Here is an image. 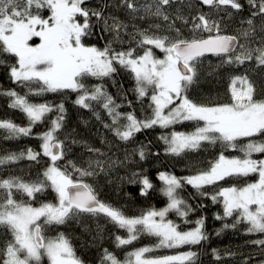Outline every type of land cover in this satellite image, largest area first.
Wrapping results in <instances>:
<instances>
[{
    "label": "snow or ice",
    "instance_id": "1",
    "mask_svg": "<svg viewBox=\"0 0 264 264\" xmlns=\"http://www.w3.org/2000/svg\"><path fill=\"white\" fill-rule=\"evenodd\" d=\"M86 2L0 0V57H3L0 65H7L9 81L28 89L24 95L15 89L0 90V96L8 98V108L20 111L27 119L26 126L0 119L2 138L33 137V129L47 122V129L34 135L39 141L37 148L26 147L19 153L0 156V166H11L25 159L40 165L46 158L42 175L38 172L35 180L0 178V232L3 233L0 264H42L45 257L48 264H82L63 233L50 238L46 229L71 221L84 224L93 219H103L126 232V236H115L118 249L145 235L157 241L152 247L126 252L123 261L113 251L103 248L98 264H199L198 253L192 250L164 256L146 255L156 249L200 246L209 239L204 230V217L196 219L195 227L189 230H181L179 224L167 219L170 212H175L185 224L190 223L187 218L196 208L177 191L185 185L208 197L213 204L221 205L222 214L216 213L215 220L232 218V223L225 222L216 235L241 224L245 226V235L259 234L260 238L246 242L254 251L243 256L241 264H253V260L264 264V159L252 158L253 153L264 154V99L254 98L253 84L247 76L230 78L223 102H197L190 98V90L199 84L203 59L208 54L219 58L221 66H240L254 61L257 69L264 70V0L244 3L198 0L199 10L187 15L186 10L193 5L186 0H102L97 9L85 7ZM204 6L208 7L207 12L203 11ZM109 9L125 13L129 23ZM45 10L46 16L42 14ZM237 17L238 35L224 34L225 27ZM136 20L152 22L147 27H139ZM162 31L167 34H160ZM97 32L101 39L105 33L110 37L105 39L104 46L86 45L85 38ZM155 50L163 53V58H158ZM121 70L134 81L130 89L115 79ZM89 78L98 82L89 86ZM105 78L117 88L120 102L108 92ZM68 90L76 93L74 105L91 111L113 136L112 141L101 139L106 151L82 142L88 155L86 159L80 158V166L72 160L61 163L70 148L65 140L58 138L65 123L64 103H33L28 98L45 93L64 94ZM129 92L141 105L147 100L150 115L138 119L134 110L120 111L124 102L133 108ZM99 109L107 114L110 122L104 121ZM52 112L56 115L48 121V114ZM184 122H194V131L172 130L158 137L166 146V154L179 157L205 145H220L225 150L237 149L239 145L243 158H229L221 151L206 167L194 169L193 174L178 178L160 172V194L167 197L166 207L150 208L136 216H128L121 208L101 201L95 188L84 182L85 177L111 175L137 154L144 160L147 146L143 144L131 152L126 150L123 160L113 158V148L118 151L123 144L127 149L137 133L156 127L169 129ZM72 143L81 142L73 139ZM74 174H78L77 179L73 178ZM251 174H256L258 179L242 187L219 186L221 181ZM129 182L141 186V196L154 187L142 173L134 172ZM205 186L218 190L208 192ZM47 189L55 193V203L35 207L29 202ZM225 255L231 257L235 253L226 250ZM212 256L216 261L222 259L215 248Z\"/></svg>",
    "mask_w": 264,
    "mask_h": 264
},
{
    "label": "trees",
    "instance_id": "2",
    "mask_svg": "<svg viewBox=\"0 0 264 264\" xmlns=\"http://www.w3.org/2000/svg\"><path fill=\"white\" fill-rule=\"evenodd\" d=\"M242 3L245 0H241ZM186 3H191L192 8L187 9L185 14L189 12L198 11V0H186ZM102 4V0H87L85 7L89 9H97ZM114 11L115 14L123 20L125 23H129V18L125 13L118 10L109 9ZM203 11L207 12L208 7L204 6ZM47 15V10L42 13ZM108 13L106 12L105 15ZM246 15V13L244 14ZM227 19V17H225ZM151 20L140 21L136 20V24L139 27H147ZM259 23V21H257ZM180 26V23H177ZM239 17L234 22L229 23L224 30V34L238 35ZM131 31V28H130ZM160 34H167L161 32ZM188 35L185 30L184 33ZM110 37L104 34V39H101L100 33L85 38L84 43L86 45H96L97 47H103L105 39ZM127 40V36H125ZM243 42V41H241ZM135 45H133L134 47ZM119 50V45H116ZM125 48L128 47L126 43ZM157 56H161L162 53L159 50H155ZM3 59V57H0ZM14 62V59L9 63ZM201 76L199 84L194 86L190 90V98L197 102H207L208 100L223 102L226 99V93L228 92V85L230 78L233 76H247L254 88V98L257 100L264 99V70L257 69L254 61L246 62L244 65H223L220 64V59L211 54L206 55L203 59V63L200 69ZM118 84H122L125 89H130L133 86L132 81L128 73L121 70L116 76ZM89 86L98 81L95 78H89ZM105 84L110 94L117 98V102H120L117 88L113 86L112 81L105 78ZM33 88L37 85H33ZM15 89L21 95L28 92L27 88H21L13 84L7 78V65H0V90ZM29 100L33 103L48 102L53 105H58L61 102L65 107V123L64 127L59 131L58 138L65 140V143L70 145L69 151L66 154V160L61 162L65 163L67 160H72L77 166L81 164V157H87L88 153L83 146L82 142H87L95 147H102L103 150H107L101 145V139L106 138L109 141L113 140L111 133L107 132L100 121L96 119L93 113L89 110L82 109L79 106L74 105L73 101L76 99V93L70 90L64 94L60 93H45L42 96L29 95ZM128 98L133 101V108L125 106L120 109L122 112H132L138 119H144L145 116L151 114V110L147 107V100L141 105L137 102L131 92L128 93ZM230 99V93L227 96ZM8 98L0 96V119H10L14 123L20 126L27 125V119L23 113L16 109L8 108ZM100 114L105 122L108 120L107 114L99 109ZM56 113L52 112L48 114V121L55 117ZM194 122H184L183 124H177L169 129H161L159 127L146 129L136 134L134 141L127 146V149L123 144L119 146V150L113 148L115 152L114 159H124L125 151L131 152L137 145H146V157L144 160H140L139 155L132 157L125 167L118 168L112 172L111 175L105 176L103 174L97 177H85L83 178L85 183L91 184L98 193V198L114 207L121 208L128 216H136L141 212L150 208H161L167 204V197L160 194V188L162 182L158 179L160 172H166L179 177H184L193 174L194 169L206 167L209 161L218 157L221 151L229 157L243 158V153L239 151V145L237 149H223L220 145H205L196 152H191L182 156H173L165 153V145L163 141L158 137L161 134L168 133L172 130L178 132H191L194 131ZM47 129V122L38 125L33 129V134L45 131ZM3 130H0V156L6 155L10 152L19 153L26 147L37 148L39 141L33 137H22L18 140H4ZM67 137V139H65ZM75 139L81 143H72ZM242 143H246V140H242ZM158 153V155H156ZM253 159H264V154L253 153ZM46 165V158L43 159L40 165H36L34 162H29L26 159L15 162L11 166H0V178L19 177L24 181H32L37 177L39 172L42 175L43 169ZM69 170L70 167H69ZM134 172L142 173L146 175L153 184V189H149L148 194L140 195V185L138 183H130V179ZM123 178L121 180L120 178ZM74 179L78 178V174H74ZM258 179L256 174H251L248 177H232L226 181H221L219 186L230 187L237 186L242 187L246 183L255 182ZM205 190L213 192L218 190L212 186H205ZM179 196L187 201L188 204L196 208V211L189 214L187 218L190 223L185 224L184 221L178 217L175 212H170L167 219L173 220L175 223L181 226V230H189L195 227V220L204 217L205 224L204 230L209 235V239L203 241L200 246H183L180 249H156L154 252L146 254L148 256H161L175 254L179 251H196L198 253L199 264H241L242 257L248 253L253 252L254 249L246 242L250 239L260 238L259 234L245 235L244 225H237L235 229L228 228L223 229L220 235H216L218 229L223 228L225 222L232 223V218H228L226 221H217L213 217L216 213L222 214V207L219 204H213L212 201L205 196H201L190 185H185L182 189L177 190ZM20 195L17 194V199ZM25 199L28 198L25 196ZM55 193L51 189H47L42 193H37L34 198L29 202L33 206H38L45 202H54ZM203 205V207H200ZM87 225V226H86ZM63 233L65 238L68 239L73 251L81 261L82 264H98L100 253L103 248H107L109 251H113L119 259L122 261L125 258V253L132 251L139 247L149 246L152 247L157 241L155 237L141 236L140 239L134 241L131 245L123 246V248H116L115 236H126L124 230L115 228L110 223H105L103 219L98 221L86 220L84 224L76 223L75 221L68 222L64 225L52 226L46 229V235L50 238H54L58 234ZM3 239V233L0 232V240ZM215 248L220 252L222 259L216 261L212 256V249ZM229 250L235 253L234 256L225 255V251ZM42 264H48L45 257ZM253 264L256 261L253 260Z\"/></svg>",
    "mask_w": 264,
    "mask_h": 264
},
{
    "label": "rangeland",
    "instance_id": "3",
    "mask_svg": "<svg viewBox=\"0 0 264 264\" xmlns=\"http://www.w3.org/2000/svg\"><path fill=\"white\" fill-rule=\"evenodd\" d=\"M158 58H163V53H162V55L161 56H158ZM238 87H240L239 85H238ZM187 133V132H186ZM56 202V200L54 201V202H45V203H55ZM167 205V204H166ZM166 205L165 206H163V207H166ZM38 206H40V205H38ZM38 206H35V207H38ZM163 207H161V208H163ZM161 208H158V209H161ZM176 254V253H175ZM170 255H173V254H170ZM161 256H164V255H161Z\"/></svg>",
    "mask_w": 264,
    "mask_h": 264
},
{
    "label": "water",
    "instance_id": "4",
    "mask_svg": "<svg viewBox=\"0 0 264 264\" xmlns=\"http://www.w3.org/2000/svg\"><path fill=\"white\" fill-rule=\"evenodd\" d=\"M227 35H230V34H227Z\"/></svg>",
    "mask_w": 264,
    "mask_h": 264
}]
</instances>
